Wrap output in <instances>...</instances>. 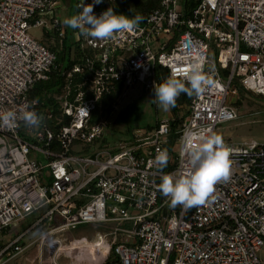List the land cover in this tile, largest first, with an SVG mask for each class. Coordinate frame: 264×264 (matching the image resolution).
Returning <instances> with one entry per match:
<instances>
[{
    "label": "built area",
    "instance_id": "1",
    "mask_svg": "<svg viewBox=\"0 0 264 264\" xmlns=\"http://www.w3.org/2000/svg\"><path fill=\"white\" fill-rule=\"evenodd\" d=\"M192 2L186 8V2L160 0L138 27L107 40L73 29L74 42L97 54L62 75H85L91 96L80 91L73 101L65 97L68 121L60 119L52 129L46 123L54 120L52 110L41 114L30 92L50 80L57 54L29 32L41 28L62 39L65 6L58 0H0V111L30 106L41 117L34 128L23 121L0 127V264L22 254L29 247L25 236L52 217L60 224L38 238L40 247L60 249L51 235L102 225L106 232L93 233L99 249H106L103 264L110 253L109 264H264V144L223 140L231 151L230 176L202 205L169 207L158 190L162 175L189 170L200 137L241 118L240 88L264 99V0ZM82 4L71 0L74 15ZM116 4L103 0L93 12L115 11ZM194 64L211 85L189 95L177 128L171 129L176 118L167 116L128 141L102 145L109 122L91 123L98 101L118 85L153 90L171 77L187 86ZM163 150L169 159L161 168L155 157ZM33 214L37 220L13 236L12 228Z\"/></svg>",
    "mask_w": 264,
    "mask_h": 264
},
{
    "label": "clouds",
    "instance_id": "2",
    "mask_svg": "<svg viewBox=\"0 0 264 264\" xmlns=\"http://www.w3.org/2000/svg\"><path fill=\"white\" fill-rule=\"evenodd\" d=\"M102 2L103 0H93L92 3L86 4L83 0L77 14L64 18L63 25L78 30L85 37L107 40L115 34L134 30L143 19L140 14L129 16L117 13L113 7L97 15L93 12V7ZM206 85H211V81L200 67L194 64L187 77V86L181 80L169 77L159 85H154L153 97L161 110L168 111L176 106L181 93L199 94ZM18 121L34 128L41 122V117L30 106L19 110L0 111V127L11 129L17 126ZM230 157L231 151L219 134L202 136L192 151L189 170L180 175H162L158 190L165 198H169V207L180 205L193 208L202 205L213 193L217 183L229 179ZM168 159L167 150L158 152L155 157L161 168L167 166Z\"/></svg>",
    "mask_w": 264,
    "mask_h": 264
},
{
    "label": "rangeland",
    "instance_id": "3",
    "mask_svg": "<svg viewBox=\"0 0 264 264\" xmlns=\"http://www.w3.org/2000/svg\"><path fill=\"white\" fill-rule=\"evenodd\" d=\"M58 1L61 3V6H65V8L63 7L62 9L64 18L69 17V15H74L73 10L70 9L71 0ZM191 1L193 0H189V2ZM184 2L185 0H178L179 5L184 4ZM29 33L34 39L46 45L44 41L47 38L44 36V30L35 28L31 29ZM153 96V90H147L140 84L123 91L108 119L109 125L105 131V139L109 144L115 145L119 141H128L132 138L134 132L144 131L147 126L154 125L157 119L173 116L170 110H161L157 106ZM247 97L248 98L243 99L239 95L238 102L241 103L239 107L241 118L218 126L215 134H219L223 140L232 143L255 141L264 144V99L251 94ZM180 107L181 114H184L186 112V107L183 105ZM129 128L132 130L130 133L127 132ZM31 222H33V220L28 218L16 224L12 228L13 236L25 230ZM59 224V219L54 220L53 217L49 218L41 225L39 231L32 232L31 234L28 233L22 242L27 245L32 240L37 239L42 232L52 230ZM105 226H114V224H105ZM116 226H118V224H116ZM93 232L98 233L100 236L106 232V230L102 228V225L92 226L83 224L78 226L75 230L55 233V235H51V238L60 239L66 249L71 247L72 244L79 243H86L94 246L98 244L99 241L94 240L97 236H94L95 233ZM31 247H28L22 254L9 261L8 264H37L34 263L37 258L41 264H51L48 261V255H53L55 247L46 245L43 256H38L39 254L37 255V252L35 254L33 251L36 248L35 245ZM77 249L78 250L73 249V251L65 249V251H60V253H62L61 256L64 258H62L63 264H103L101 261L105 257L106 249L86 250L88 257L82 255L81 258V247H77ZM26 257H28V259ZM32 260L34 261L32 262Z\"/></svg>",
    "mask_w": 264,
    "mask_h": 264
},
{
    "label": "trees",
    "instance_id": "4",
    "mask_svg": "<svg viewBox=\"0 0 264 264\" xmlns=\"http://www.w3.org/2000/svg\"><path fill=\"white\" fill-rule=\"evenodd\" d=\"M117 4L115 7V12L122 13L129 16H135L140 14L143 19L139 23H143L144 19L154 10L159 8L160 0H116ZM186 8L194 7V2H189L185 0ZM71 15H69L70 17ZM73 30L65 26V35L62 39L58 37V34L53 32L51 34H44L46 36V47L57 54V69L52 71L50 80L43 83H37L30 92L31 98H37L39 101V112L43 114V111L46 108L52 110L54 120L46 121L49 127L56 129V122L60 119L63 122L68 121L64 117L62 111V102L65 97H69L71 101L76 97V95L82 91L84 92L85 97L89 98L91 96L88 93V82L85 80V75L74 74L72 77L67 78L62 75V72L68 73L72 67L79 63L81 59L90 57L96 58L97 51L92 49H82L78 42H74L72 38ZM123 88L121 85H118L115 92H112L110 95L104 96L100 101L96 103V106L91 114V123L94 124L101 119H109L111 112L114 106L117 104L118 99L123 93ZM239 95L246 99L249 96V93L245 92L242 88L239 89ZM253 95V94H251ZM60 98V101L58 100ZM190 96L186 93H181L177 98L176 106L170 109L172 115L176 118V121L171 124V129L174 130L182 122V118H178L181 109V105L187 106L189 104ZM241 103L237 102V106L240 107ZM154 125H149L145 130H152L155 127ZM132 130L127 129V132L130 133ZM104 136L102 140V145L107 146L109 143ZM113 258L112 253L109 254L106 263L109 264L110 260Z\"/></svg>",
    "mask_w": 264,
    "mask_h": 264
},
{
    "label": "crops",
    "instance_id": "5",
    "mask_svg": "<svg viewBox=\"0 0 264 264\" xmlns=\"http://www.w3.org/2000/svg\"><path fill=\"white\" fill-rule=\"evenodd\" d=\"M187 107V106H186ZM171 113V112H170ZM39 217V215L38 214H33V215H31V216H29L28 218H31L32 220H33V222H31L30 223V225L31 224H33L36 220H37V218ZM29 225V226H30ZM41 225V224H40ZM38 226L36 229H34L33 231H31L29 234H31L32 232H35V231H39L40 229V227L41 226ZM50 231V230H49ZM46 232H48V231H46ZM46 232H42L39 236H38V238H40L43 234H45ZM53 235H55V234H53ZM38 238L37 239H35V240H32L31 242H29L27 245H29V247H33L34 245L36 246V248L33 250L34 252H35V254H36V252H37V255L38 256H43L44 255V252H45V246H43V247H40L39 246V243H35V242H37V240H38ZM50 238H51V236H50ZM51 239H53L54 241H57V240H59L60 241V243H61V248L60 249H58V245L57 244H53V245H48L49 247H55V250H54V252H53V255H48L49 256V259H48V261L51 263V264H63V262H62V256H61V254L62 253H60V251H65V250H68V251H73V249L74 250H78L77 249V247H81V254H80V258H81V256L83 255V256H87L88 257V254H87V252H86V250L87 249H85L83 246L86 244V243H79V244H72L71 245V247H69V248H64V246H63V243H62V241L60 240V239H58V238H51ZM25 244V243H24ZM80 245V246H79ZM31 247V248H32ZM65 249V250H64ZM36 250V251H35ZM34 254V255H35ZM86 254V255H85ZM29 257V256H28ZM28 257H26L27 259H28ZM92 258V257H91ZM31 259V258H30ZM64 259V258H63ZM91 260H93V259H91ZM34 260H32V262H33ZM41 262H42V257H41ZM34 263H37V264H41V263H39V260H38V258H37V260L36 261H34Z\"/></svg>",
    "mask_w": 264,
    "mask_h": 264
},
{
    "label": "bare ground",
    "instance_id": "6",
    "mask_svg": "<svg viewBox=\"0 0 264 264\" xmlns=\"http://www.w3.org/2000/svg\"><path fill=\"white\" fill-rule=\"evenodd\" d=\"M99 245L98 244H96V245H91V244H85L83 247L85 248V249H87V250H90V249H95V250H97V249H99V247H98Z\"/></svg>",
    "mask_w": 264,
    "mask_h": 264
}]
</instances>
